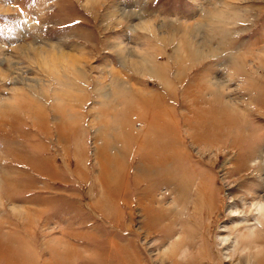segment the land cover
I'll use <instances>...</instances> for the list:
<instances>
[{"label": "rangeland", "instance_id": "374dc122", "mask_svg": "<svg viewBox=\"0 0 264 264\" xmlns=\"http://www.w3.org/2000/svg\"><path fill=\"white\" fill-rule=\"evenodd\" d=\"M210 258L264 264V0H0V264Z\"/></svg>", "mask_w": 264, "mask_h": 264}, {"label": "bare ground", "instance_id": "6f19581e", "mask_svg": "<svg viewBox=\"0 0 264 264\" xmlns=\"http://www.w3.org/2000/svg\"><path fill=\"white\" fill-rule=\"evenodd\" d=\"M65 235H66V234H65ZM177 244H178V243L176 242L174 245H177ZM174 245H173V246H174ZM210 260H211V261H210V262H208V264H214V261H213V259H211V258H210ZM129 264H130V263H129ZM201 264H202V263H201ZM203 264H205V263H203Z\"/></svg>", "mask_w": 264, "mask_h": 264}]
</instances>
